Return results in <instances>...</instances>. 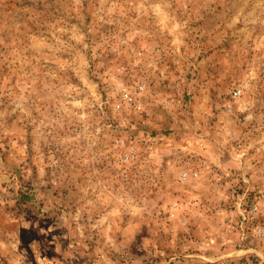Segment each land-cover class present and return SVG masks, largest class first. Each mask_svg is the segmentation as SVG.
<instances>
[{
    "label": "rangeland",
    "instance_id": "obj_1",
    "mask_svg": "<svg viewBox=\"0 0 264 264\" xmlns=\"http://www.w3.org/2000/svg\"><path fill=\"white\" fill-rule=\"evenodd\" d=\"M243 175L264 0H0V264H264Z\"/></svg>",
    "mask_w": 264,
    "mask_h": 264
},
{
    "label": "built area",
    "instance_id": "obj_2",
    "mask_svg": "<svg viewBox=\"0 0 264 264\" xmlns=\"http://www.w3.org/2000/svg\"><path fill=\"white\" fill-rule=\"evenodd\" d=\"M140 89L143 90V87ZM241 93L242 91L238 90L236 97H240ZM130 101L133 102V99L130 98ZM241 178L243 184L240 185V190L242 192L241 194L238 193V202L236 203L239 212L238 226L241 229V238L244 241L252 233L264 242V194L256 185L250 183L246 175Z\"/></svg>",
    "mask_w": 264,
    "mask_h": 264
},
{
    "label": "crops",
    "instance_id": "obj_3",
    "mask_svg": "<svg viewBox=\"0 0 264 264\" xmlns=\"http://www.w3.org/2000/svg\"><path fill=\"white\" fill-rule=\"evenodd\" d=\"M239 158H240V155H238L237 157H236V159H237V161L239 160ZM242 163V162H241ZM239 166V165H238ZM240 167V166H239Z\"/></svg>",
    "mask_w": 264,
    "mask_h": 264
}]
</instances>
